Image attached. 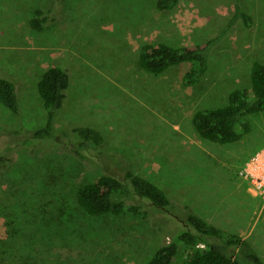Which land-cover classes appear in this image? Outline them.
<instances>
[{
    "label": "rangeland",
    "instance_id": "1",
    "mask_svg": "<svg viewBox=\"0 0 264 264\" xmlns=\"http://www.w3.org/2000/svg\"><path fill=\"white\" fill-rule=\"evenodd\" d=\"M156 1L0 0V79L16 83L22 105L16 116L0 101V157L10 159L0 163V264H147L167 240L171 217H92L77 203L82 186L125 167L177 206L246 238L264 260V199L239 176L264 148V112L248 116L251 132L226 145L202 139L192 122L199 110L226 106L232 91L249 85L252 64H264V0H242L255 27L225 33L195 87L184 81L191 64L154 76L138 68L140 50L218 38L234 0H181L171 13L158 12ZM53 6L59 20L33 30L34 12ZM51 66L72 76L58 128L101 130L112 152L107 167L49 144L20 147L12 136L43 126L36 84Z\"/></svg>",
    "mask_w": 264,
    "mask_h": 264
},
{
    "label": "trees",
    "instance_id": "2",
    "mask_svg": "<svg viewBox=\"0 0 264 264\" xmlns=\"http://www.w3.org/2000/svg\"><path fill=\"white\" fill-rule=\"evenodd\" d=\"M180 3L181 0H157L155 8L160 13H171ZM231 7L228 25L218 38L186 47H174L164 42L148 43L140 50L138 68L159 76L172 68L191 64L192 68L185 74L184 81L192 87L201 84L209 72L212 54L224 34L235 26L253 29L256 25L254 17L244 10L242 0H234ZM59 15L55 6L47 11L38 9L29 23L30 27L41 32L46 25L59 20ZM71 90L72 76L69 70L59 66L45 69L36 84L45 122L43 126L26 133L11 131L12 136L20 147L49 144L54 150L60 148L86 164L106 163L107 156L110 159L112 152L101 130L89 126L58 128ZM0 101L14 115H21L22 105L15 82L0 79ZM260 112H264V64L255 61L250 70L248 86L232 91L224 107L197 111L192 122L202 139L223 145L233 144L251 132L247 117ZM9 162L10 159L0 157L3 167H7ZM120 172L105 171L95 182L82 186L77 192V203L92 217L131 216L145 221L156 211L171 217L173 225L167 240L147 264H174L183 248L187 249V254L182 264H264L246 238L208 222L188 205L177 206L178 203L166 190L130 168L125 167ZM166 217L167 225L170 222Z\"/></svg>",
    "mask_w": 264,
    "mask_h": 264
},
{
    "label": "built area",
    "instance_id": "3",
    "mask_svg": "<svg viewBox=\"0 0 264 264\" xmlns=\"http://www.w3.org/2000/svg\"><path fill=\"white\" fill-rule=\"evenodd\" d=\"M239 176L248 184L249 192L264 199V148L244 164Z\"/></svg>",
    "mask_w": 264,
    "mask_h": 264
}]
</instances>
